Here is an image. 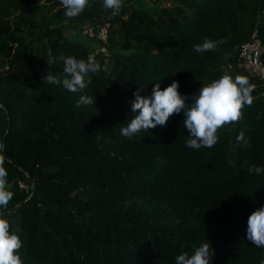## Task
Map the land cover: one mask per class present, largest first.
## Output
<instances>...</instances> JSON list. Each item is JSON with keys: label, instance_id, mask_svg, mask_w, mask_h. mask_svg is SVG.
I'll list each match as a JSON object with an SVG mask.
<instances>
[{"label": "trees", "instance_id": "1", "mask_svg": "<svg viewBox=\"0 0 264 264\" xmlns=\"http://www.w3.org/2000/svg\"><path fill=\"white\" fill-rule=\"evenodd\" d=\"M147 1L123 0L114 12L90 0L68 19L60 0H0V157L24 264H176L202 243L212 245V264L264 259V247L246 239L248 217L264 206V174L248 172L264 166V78L238 66L240 45L256 31L264 63V0ZM107 23L108 40L92 38L107 50L93 59L101 71L84 90L96 104L78 108L84 93L42 80L49 71L63 79V64L49 69L45 59L87 61L89 45L68 32ZM205 38L217 48L194 51ZM224 73L256 88L213 147L186 146L183 111L166 127L119 135L137 89L149 96L155 82L179 81L191 96ZM241 130L247 144L236 139Z\"/></svg>", "mask_w": 264, "mask_h": 264}, {"label": "clouds", "instance_id": "2", "mask_svg": "<svg viewBox=\"0 0 264 264\" xmlns=\"http://www.w3.org/2000/svg\"><path fill=\"white\" fill-rule=\"evenodd\" d=\"M60 2L68 19L78 17L86 7L90 6V0H60ZM102 6L106 10L119 12L123 0H102ZM217 46L216 41L205 38L202 44L194 46V51L206 52L215 50ZM45 61L49 69L53 64H63V79L49 71L46 76L43 74L41 77L45 83L57 85L62 83L63 87L72 93H84L79 95L76 101L75 106L78 108L96 104V98L93 100L84 90L92 82L90 74L101 71L98 62L91 58L86 61L75 56L63 54L54 56L51 53ZM179 87V81H173L162 89L159 80L155 82L149 96L142 95L141 88L137 89L131 103L133 118L126 126L120 128L119 135L130 140L135 135L148 132L157 126L166 127L170 116L183 111V127L188 132L186 146L197 150L211 148L218 142L219 129L242 119L244 107L253 103L252 93L256 85L251 84L246 75L240 74L233 78L231 74L224 73L211 83L203 84L191 96L182 95ZM189 100L192 102L188 103ZM236 139L238 142L248 143L243 130ZM4 164V158L0 157V264H24L20 253L23 241L16 232H10V222L6 215L13 192L7 183L8 171ZM248 172L264 174V166L253 165L248 168ZM246 239L255 247H264V206L253 211L248 217ZM210 247L212 248V245L202 243L192 255L182 252L176 256V264H212L213 254L210 252ZM260 264H264V259L260 260Z\"/></svg>", "mask_w": 264, "mask_h": 264}, {"label": "built area", "instance_id": "3", "mask_svg": "<svg viewBox=\"0 0 264 264\" xmlns=\"http://www.w3.org/2000/svg\"><path fill=\"white\" fill-rule=\"evenodd\" d=\"M109 26L110 23L101 27L87 24L82 27V33L89 38H99L103 42H106L109 36ZM262 53V42L258 36V31H256L249 40L240 45L238 66L254 76L264 78Z\"/></svg>", "mask_w": 264, "mask_h": 264}, {"label": "rangeland", "instance_id": "4", "mask_svg": "<svg viewBox=\"0 0 264 264\" xmlns=\"http://www.w3.org/2000/svg\"><path fill=\"white\" fill-rule=\"evenodd\" d=\"M143 1L145 2L146 6L151 5V3L149 1H147V0H143ZM48 13H50V10L45 7L40 11L39 15L42 16V15L48 14ZM68 35L75 38V39H78V40L84 42L87 45H89V47L91 49V58L92 59H95L99 50H103L105 52L107 51L106 48L103 46L98 47L97 43L92 38H89L88 36L84 35L81 32L69 31ZM20 185L25 186L23 183H20Z\"/></svg>", "mask_w": 264, "mask_h": 264}, {"label": "water", "instance_id": "5", "mask_svg": "<svg viewBox=\"0 0 264 264\" xmlns=\"http://www.w3.org/2000/svg\"><path fill=\"white\" fill-rule=\"evenodd\" d=\"M8 185H9V188L12 187L11 184H8ZM21 187H23V186H21L19 180L16 179L13 183V189L16 191H19ZM24 188L26 189V187H24Z\"/></svg>", "mask_w": 264, "mask_h": 264}]
</instances>
